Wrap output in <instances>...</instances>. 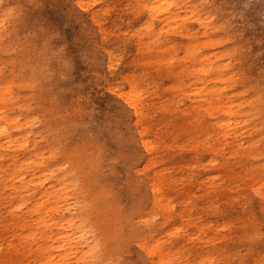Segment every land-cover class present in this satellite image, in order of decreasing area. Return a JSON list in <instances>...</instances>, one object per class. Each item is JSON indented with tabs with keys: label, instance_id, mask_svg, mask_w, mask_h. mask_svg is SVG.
I'll use <instances>...</instances> for the list:
<instances>
[{
	"label": "rangeland",
	"instance_id": "rangeland-1",
	"mask_svg": "<svg viewBox=\"0 0 264 264\" xmlns=\"http://www.w3.org/2000/svg\"><path fill=\"white\" fill-rule=\"evenodd\" d=\"M79 1L0 0V264H264V0Z\"/></svg>",
	"mask_w": 264,
	"mask_h": 264
},
{
	"label": "bare ground",
	"instance_id": "bare-ground-1",
	"mask_svg": "<svg viewBox=\"0 0 264 264\" xmlns=\"http://www.w3.org/2000/svg\"><path fill=\"white\" fill-rule=\"evenodd\" d=\"M94 1V0H93ZM93 1H91V2H93ZM78 2H80L81 3V1H79V0H77V3ZM84 2V1H83ZM96 2V1H95ZM170 4H171V1L170 0H158L156 3L155 2H151V3H149V4H147V7H146V9H147V11L149 12V14L150 15H153V14H155V13H159L160 12V14H162V13H164L165 11H168V8H169V6H170ZM207 4V3H206ZM75 5H76V1H75ZM77 6V5H76ZM83 6V5H82ZM104 6V5H103ZM198 7V6H197ZM214 7V6H213ZM78 8H80L79 6H78ZM83 9V8H82ZM107 9H108V7H107ZM201 9V8H200ZM209 9V8H208ZM207 9V10H208ZM211 9V8H210ZM205 10V9H204ZM214 10V9H213ZM206 11V10H205ZM100 12V11H99ZM143 12V11H142ZM145 12V11H144ZM210 12V11H209ZM214 12V11H213ZM212 12V13H213ZM148 14V13H147ZM210 15V14H209ZM91 16V15H90ZM93 17V16H92ZM157 19V18H156ZM220 23V22H219ZM219 23H218V25H219ZM217 27V26H216ZM104 33V32H103ZM190 39V38H189ZM188 41V40H187ZM185 43V42H184ZM222 46V45H221ZM219 47V46H218ZM210 58V57H209ZM198 63H199V67H198V69L201 71V72H207L208 70H209V68L210 67H206L205 66V63L202 61L201 62V59L198 61ZM108 67V66H107ZM109 71V70H108ZM184 71V70H183ZM133 77V76H132ZM133 79V78H132ZM130 82V81H129ZM226 82V81H225ZM224 83V82H223ZM135 84V83H134ZM137 87V86H136ZM141 88V87H140ZM131 90V89H130ZM144 90V89H143ZM116 91V90H115ZM113 92V91H112ZM114 94L116 93V92H113ZM121 94V91H119V92H117L116 94H118L119 96H120V94ZM122 93H126L124 96H125V100H126V102L128 103H126V102H124L123 101V99H122V101L124 102V103H126L127 104V106H129V107H131L133 110H132V112H134V113H137V109H138V107H137V102H136V98H135V94H133L131 91H128V92H122ZM118 95H115V96H118ZM123 96V95H122ZM136 96L138 97V95L136 94ZM121 97V96H120ZM144 99V98H143ZM141 101V100H140ZM142 102V101H141ZM143 106V105H142ZM141 108V107H140ZM221 108H223V111H224V113H226V114H230L231 113V110H230V108H229V106H225V105H222L221 106ZM142 110V109H141ZM205 110V109H204ZM133 113V114H134ZM135 115V114H134ZM223 118V117H222ZM138 119V118H137ZM140 119V118H139ZM140 121V120H139ZM1 122H4V124L5 125H3V126H0V138H2L3 137V139L5 138V141L6 142H11V140H10V138H9V135H8V126H6V120L5 119H1ZM229 122V121H228ZM221 123V122H220ZM139 125V124H138ZM143 125V124H142ZM225 125H227V123H225ZM135 126V125H134ZM156 126V125H155ZM202 126V125H201ZM228 126V125H227ZM143 128V127H142ZM141 128V129H142ZM148 128V127H147ZM156 128H158L157 126H156ZM189 128H190V126H189ZM145 131V130H144ZM201 131V130H200ZM157 133H159V132H157ZM156 133V134H157ZM138 134V133H137ZM227 135V134H226ZM139 136V135H138ZM141 138V137H140ZM142 142H144L143 140H142V138L140 139ZM140 141V142H141ZM8 145V144H7ZM140 145H142V144H140ZM148 145H149V143H148ZM147 145V142H144L143 143V145H142V148H144V147H147L148 146ZM1 146V145H0ZM144 146V147H143ZM150 146V145H149ZM148 148V147H147ZM150 148V147H149ZM162 148V147H161ZM145 150V149H144ZM155 150V149H154ZM1 151V150H0ZM97 151V150H96ZM156 152V151H155ZM146 153V152H145ZM97 155V154H96ZM159 155V154H158ZM96 157V156H95ZM157 157V156H156ZM93 158H94V156H93ZM157 159V158H156ZM78 161V160H77ZM148 163V162H147ZM92 166V165H91ZM9 169V168H8ZM66 170V169H65ZM3 172V171H2ZM22 172V171H21ZM70 172V171H69ZM15 173H16V171H15ZM19 173V172H18ZM16 174V177H17V179L15 180H12V182H10L9 183V186L12 188V191H14L15 190V185H14V182L15 181H17V185H16V187H17V189H18V187H21L22 188V191H26V189H25V182L23 181V177L20 175V174ZM66 173V172H65ZM60 174V173H59ZM61 174H62V172H61ZM67 174V173H66ZM6 177V176H5ZM15 177V176H14ZM11 178V177H10ZM135 178V177H134ZM138 178V177H137ZM141 180V179H140ZM56 181L58 182V181H61L62 182V179L61 178H57L56 179ZM63 184V183H62ZM137 184V183H136ZM5 189H6V187H5ZM52 190V189H51ZM152 190H153V188H152ZM47 193H53V192H43V191H40V194H41V196L42 195H46L47 196ZM158 195V194H157ZM107 206V205H106ZM105 207V206H104ZM109 210H110V208H109ZM107 211V210H106ZM106 211H104L103 213H105ZM111 213H112V211H111ZM109 214V213H108ZM109 216V215H108ZM101 217V216H100ZM100 217H98L99 219H100ZM113 217H115V216H113ZM106 218V217H105ZM98 219V220H99ZM109 219V217H107V219L106 220H108ZM163 219V218H162ZM40 220H42V218H40ZM63 220H65L64 218H63ZM116 220V219H115ZM61 221H62V219H61ZM102 221V220H101ZM100 221V222H101ZM109 222H110V220H108ZM74 217H72L70 220H68L67 221V223H68V228H70V230H73L72 232H71V234H69V235H64V236H62V238H61V245L59 246V247H61V248H63V250H69L70 252H72V254H75L76 252L77 253H79V255H80V257L78 258V261H80V260H83V259H85V258H93L94 257V255H95V253H94V250H95V244L92 242V240L90 239V240H87V237L85 236V233L83 232V231H81L80 230V227H78V226H75V224H74ZM112 222H115V221H112ZM101 224H103V223H101ZM109 224V223H108ZM118 224H119V222H118ZM161 224H162V222H161ZM160 224V225H161ZM164 224V223H163ZM162 224V225H163ZM104 225H106V223H104ZM114 226V225H113ZM112 226V227H113ZM118 226H120V225H118ZM106 228H108V227H106ZM111 228V227H110ZM109 228V229H110ZM115 228V227H114ZM117 228V227H116ZM118 228H120V227H118ZM105 229V228H104ZM111 230H113V229H111ZM117 230V229H116ZM119 230V229H118ZM135 231V230H134ZM115 232V231H114ZM130 232V231H129ZM132 233V232H131ZM56 234H59L60 236L62 235V230H58V232L56 233ZM120 234V233H119ZM128 234V233H127ZM73 236H74V238H73ZM117 237V236H116ZM120 237V239H121V236H119ZM110 240V239H109ZM114 240V239H113ZM92 243H91V242ZM111 241V240H110ZM122 241V240H121ZM117 243V242H116ZM121 243V242H120ZM206 243V242H205ZM168 247V246H167ZM171 249V248H170ZM153 257V256H152ZM161 257H162V255H160V258H159V260L162 262V263H164V262H166L165 261V259L164 258H162L161 259ZM154 258V257H153Z\"/></svg>",
	"mask_w": 264,
	"mask_h": 264
}]
</instances>
